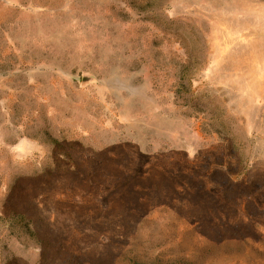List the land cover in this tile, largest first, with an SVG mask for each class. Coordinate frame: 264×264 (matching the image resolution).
Wrapping results in <instances>:
<instances>
[{
    "label": "rangeland",
    "instance_id": "1",
    "mask_svg": "<svg viewBox=\"0 0 264 264\" xmlns=\"http://www.w3.org/2000/svg\"><path fill=\"white\" fill-rule=\"evenodd\" d=\"M0 264H264V0H0Z\"/></svg>",
    "mask_w": 264,
    "mask_h": 264
}]
</instances>
